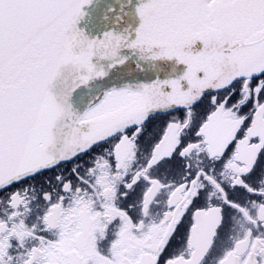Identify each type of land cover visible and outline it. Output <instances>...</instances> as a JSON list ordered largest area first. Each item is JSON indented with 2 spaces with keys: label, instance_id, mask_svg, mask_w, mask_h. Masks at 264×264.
<instances>
[{
  "label": "snow or ice",
  "instance_id": "snow-or-ice-1",
  "mask_svg": "<svg viewBox=\"0 0 264 264\" xmlns=\"http://www.w3.org/2000/svg\"><path fill=\"white\" fill-rule=\"evenodd\" d=\"M0 264H264V0H0Z\"/></svg>",
  "mask_w": 264,
  "mask_h": 264
}]
</instances>
